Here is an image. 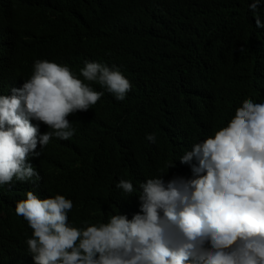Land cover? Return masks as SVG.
<instances>
[{"label": "clouds", "instance_id": "9594fccd", "mask_svg": "<svg viewBox=\"0 0 264 264\" xmlns=\"http://www.w3.org/2000/svg\"><path fill=\"white\" fill-rule=\"evenodd\" d=\"M261 3L251 0L248 10L264 34ZM8 7L0 0V80L5 81L0 85V189H11L14 181L39 182L42 149L53 137L70 142L76 125L91 121L104 92L87 81L117 101L132 88L119 70L95 61L60 65L62 45L55 31L83 28L84 18L51 16L58 19L53 27L33 38L38 59L30 69L28 62L15 67L17 27L36 14L16 15ZM112 7L101 0L99 14L117 12ZM43 124L49 131L40 133ZM146 139L156 143L154 133ZM122 140L123 149L139 152ZM171 167L172 172L144 179L138 187L128 179L115 182L123 197L133 199V208L83 227L64 195L40 199L32 191L18 192L9 240L17 238L16 224L23 230L20 244L12 243L13 254L25 245L30 264H264V85L225 125L170 160ZM100 179L105 182L104 175Z\"/></svg>", "mask_w": 264, "mask_h": 264}, {"label": "trees", "instance_id": "16d2710c", "mask_svg": "<svg viewBox=\"0 0 264 264\" xmlns=\"http://www.w3.org/2000/svg\"><path fill=\"white\" fill-rule=\"evenodd\" d=\"M3 1L16 15L36 14L22 18L17 27L15 67L23 62L32 67L38 59L33 38L61 15L84 18L88 25L83 28L55 31L62 45L60 65L95 61L119 70L132 88L117 101L87 81L104 92L91 121L76 125L70 142L53 137L42 149L39 182L14 181L11 189H0V264H30L25 245L19 253L11 249L15 240L21 242V224H16L17 238L9 240L18 192L32 191L40 199L64 195L72 200L70 214L81 227L106 222L134 206L115 182L128 179L138 187L144 179L172 172L170 160L225 125L241 102L264 85V34L248 10L251 0H104L117 8L106 16L98 11L101 0ZM260 8L262 21L264 0ZM56 14L58 19H50ZM47 131L43 124L40 133ZM150 133L155 144L146 139ZM122 139L139 152L123 149Z\"/></svg>", "mask_w": 264, "mask_h": 264}, {"label": "bare ground", "instance_id": "6f19581e", "mask_svg": "<svg viewBox=\"0 0 264 264\" xmlns=\"http://www.w3.org/2000/svg\"><path fill=\"white\" fill-rule=\"evenodd\" d=\"M75 56V55H74ZM70 57V56H69ZM72 57V56H71ZM214 80V79H213ZM83 81H85V80H83ZM77 127V126H76ZM32 185V184H31ZM6 231V230H5ZM5 233V232H4Z\"/></svg>", "mask_w": 264, "mask_h": 264}]
</instances>
